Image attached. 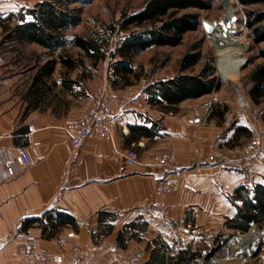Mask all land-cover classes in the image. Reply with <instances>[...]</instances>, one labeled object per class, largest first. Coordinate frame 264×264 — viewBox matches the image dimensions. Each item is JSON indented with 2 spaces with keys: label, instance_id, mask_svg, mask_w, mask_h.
Instances as JSON below:
<instances>
[{
  "label": "crops",
  "instance_id": "obj_1",
  "mask_svg": "<svg viewBox=\"0 0 264 264\" xmlns=\"http://www.w3.org/2000/svg\"><path fill=\"white\" fill-rule=\"evenodd\" d=\"M41 1L0 0V16ZM70 30L65 33L71 38ZM25 45L33 52L26 53ZM73 48L78 49L70 46L71 53ZM56 56L34 42L6 40L0 25V241L10 238L0 251V264H26L15 254L27 243L48 254L79 246L92 264H143L159 244L165 247L167 261L177 257L180 248L194 261L199 243H210L225 231L244 232L228 226L243 204L234 198V190L245 180L232 162L237 147L264 131L263 114L239 115L237 98L224 97L225 104L217 105L197 129L190 119L203 114L210 93L171 107L149 102L146 87L176 74L140 89L109 84L102 89L119 98L109 117L110 138L92 136L73 148L67 125L91 105L82 104L76 68L66 74L58 62L39 92L33 86L39 68ZM64 77L72 81L69 87ZM247 99L254 103L249 90ZM138 125L153 128L155 134L141 137L131 132ZM245 128L252 134L246 136ZM17 145L29 150L32 165L12 176L2 149ZM132 148L140 160L133 167L123 161ZM170 150L177 159L178 184L174 192L162 195L155 188L160 172L152 158ZM252 168L256 174L251 190L264 184L263 154L253 160ZM59 214L73 221H60ZM158 218L167 219L171 231ZM28 220L33 222L26 225ZM130 224L131 236L120 245L118 236Z\"/></svg>",
  "mask_w": 264,
  "mask_h": 264
},
{
  "label": "trees",
  "instance_id": "obj_2",
  "mask_svg": "<svg viewBox=\"0 0 264 264\" xmlns=\"http://www.w3.org/2000/svg\"><path fill=\"white\" fill-rule=\"evenodd\" d=\"M91 1L93 0H42L5 17L0 16V25L3 27L6 40L18 43L34 42L48 48L51 54H57L56 57L48 59L35 75L33 86L36 92H39V85L44 82V77L52 74L58 62L66 68V74L79 66V59H75L66 50L68 47H78L94 64L106 57L108 30L93 36L75 34L71 38L65 33L82 20L81 9L71 8V5ZM238 2L244 6L263 5L258 10L247 11L246 25L250 29L253 42L256 44L264 42V0H238ZM206 7H208L206 0H148L142 10L128 15L123 14L119 22V30H131L111 52V60L114 61L112 65L114 86L119 83L122 86L131 85L132 77H139L133 60L135 56L158 45L172 47L179 45L187 31L195 30L199 26L197 14L187 12L178 15L179 11ZM115 28V22L108 25L111 33H114ZM257 56L264 58V47L259 49ZM200 60L201 54L198 51L184 55L180 61L178 74L146 87L149 92V102L159 105L167 102V106L171 107L185 99L198 98L216 91L220 86L213 67H204L200 74L187 72ZM241 64L242 61L238 62L237 66ZM249 80V96L256 105H261L264 103V64L253 69ZM71 84L72 81L64 77V85L69 87ZM131 132L141 137L155 134L153 128L142 125L132 127ZM244 134L249 136L252 132L245 128ZM235 197L243 200V204L238 207L235 217L228 220V226L244 232L249 230L251 224L264 226V184H255L252 190L247 186L239 185L234 190ZM58 218L60 221H73L65 214H59ZM29 222L33 220L26 221V225ZM131 225L120 232L118 236L120 245H124L126 239L131 236L128 232V227ZM188 257L189 255L181 250L177 257H171L170 261H167L165 247L159 244L158 248L153 249L150 261L143 264H185L190 260Z\"/></svg>",
  "mask_w": 264,
  "mask_h": 264
},
{
  "label": "rangeland",
  "instance_id": "obj_3",
  "mask_svg": "<svg viewBox=\"0 0 264 264\" xmlns=\"http://www.w3.org/2000/svg\"><path fill=\"white\" fill-rule=\"evenodd\" d=\"M147 1L148 0H93L85 4L71 5V8L81 9L80 16L82 18L75 27L71 28V36L75 34L93 36L96 33H105V31L108 30L107 36L109 42L106 57L101 59L97 64H94V62L79 48H73L72 53L70 52V47L66 49L75 59H79V66L76 67L74 76L79 80L83 105H85L87 101H91L92 103L95 99V95L99 93L104 92L108 94L105 89H102L105 85H114L112 68L114 61L111 60V52L115 50L116 45L119 44L131 30H119L121 16L123 14L128 15L142 10ZM206 3L208 4L206 8H190L178 12V15L188 12L199 16V26L195 30L187 31L183 35L179 45L173 47L158 45L144 50V52L133 58L136 74L139 75V77L133 76L132 84L138 85L140 89V87L147 82H153L159 80V78L171 77L178 74L182 57L187 53L198 51L201 54V60L191 69H188L187 72L200 74L204 67H213L215 77L219 79L221 87L210 93L208 96L209 98L217 96L220 100L218 105L225 104L224 97L237 98L239 115H243L244 117L247 115L257 117L263 114L264 116V103L256 105L253 102H249L247 99L250 87L249 76L253 72V69L260 64H264V58L257 56L259 49L264 47V42L259 44L253 42L250 37V29L246 25L248 16L247 11L258 10L262 8L263 5L244 6L241 5L238 0H231V2L227 0H206ZM228 7H231L230 9L233 11L234 15L236 14L238 17L236 22L232 21L233 26L239 30V32L233 34V37L241 38L243 42H246L244 50L238 45L232 43L228 44L227 41L230 39V36L224 33L221 28L224 22L231 23L229 18H231L233 14L232 16L227 15ZM202 19L208 20L209 24L214 26L213 28L217 30L219 39L209 35L208 29L201 24ZM215 19L217 21L213 24L212 21ZM114 22L116 28L114 33H111L109 32L108 25ZM23 49L28 54L33 52L31 45H25ZM241 61V66H237V63ZM63 70L66 72L65 67H63ZM232 72H235L236 75H232ZM68 73L71 74V71ZM116 86L120 88L122 85L119 83L115 85V87ZM135 87L136 86H132L131 88L138 89ZM253 230H256L260 237V244L253 252H246V250H244L246 245L239 243V238H237V243L232 246L234 255H231L223 239L234 237L236 232L225 231L219 238L210 243H199V248L196 251V260H189V262L185 264H208V262L218 264H264V258L261 257L264 255V228L259 225H252L247 232H242L241 234L243 235L240 237L250 235ZM176 250L175 248L174 251L176 252ZM179 251H181V248Z\"/></svg>",
  "mask_w": 264,
  "mask_h": 264
},
{
  "label": "built area",
  "instance_id": "obj_4",
  "mask_svg": "<svg viewBox=\"0 0 264 264\" xmlns=\"http://www.w3.org/2000/svg\"><path fill=\"white\" fill-rule=\"evenodd\" d=\"M119 98L108 95L104 92L95 95L94 101L88 110L80 115L77 120L67 125V131L71 134L70 143L73 148L80 147L89 137L110 138L111 124L110 115L112 108L117 104ZM220 100L217 96H212L205 101V109L202 115L191 117L190 122L196 125L197 129L203 127L210 118V113L217 107ZM264 131L258 132L246 145L235 149L236 158L232 165L245 174L244 186L250 187L249 183L254 178L256 172L253 170V160L259 155H264ZM4 163L7 165L12 176H18L26 171L31 165L29 150L22 145L8 146L2 149ZM153 166L160 172L155 188L160 194H170L177 187L178 179L174 176L177 173V159L173 150L161 152L152 158ZM127 166H137L140 164L139 154L135 148L129 149L123 157ZM159 207L164 204H157ZM163 228L171 231V223L165 218H158ZM254 226V225H253ZM241 231H236L234 237L223 239L224 244L230 254L233 244L237 243V238L242 236ZM10 238L6 237L0 241V251L6 247ZM62 247L65 241L61 243ZM179 245V244H178ZM20 256L26 264H92L88 261L83 248L73 246L64 248L61 252L46 253L39 250L34 244H25L21 251L15 254ZM264 256V255H263ZM261 256L262 258H264ZM208 264H218L211 263Z\"/></svg>",
  "mask_w": 264,
  "mask_h": 264
},
{
  "label": "bare ground",
  "instance_id": "obj_5",
  "mask_svg": "<svg viewBox=\"0 0 264 264\" xmlns=\"http://www.w3.org/2000/svg\"><path fill=\"white\" fill-rule=\"evenodd\" d=\"M228 2L231 0H227ZM231 7L227 8V15L232 16V14L234 15L233 11L230 9ZM234 9V8H233ZM214 26H212V24H208V27H205L206 29H208V33L209 35L213 36L216 39H219L218 36V32L215 28H213ZM222 30L224 31V33L228 34L230 36V39H228L227 43L230 44H235L238 45L241 49L244 50V48L246 47V42H243L241 40V38H234L233 34L239 32V30L237 28H235V26H233L232 22L228 23V22H224L223 25L221 26ZM232 36V37H231ZM232 75H236L235 72H232ZM239 239V243L245 244L246 247H244V250H246V252H253L254 250H256V248L259 246V242H260V237L258 236V232L256 230H253L250 235L245 236V237H238Z\"/></svg>",
  "mask_w": 264,
  "mask_h": 264
},
{
  "label": "water",
  "instance_id": "obj_6",
  "mask_svg": "<svg viewBox=\"0 0 264 264\" xmlns=\"http://www.w3.org/2000/svg\"><path fill=\"white\" fill-rule=\"evenodd\" d=\"M230 19V21L232 22H236L237 21V19H238V17H237V15L235 14V15H233L231 18H229ZM217 20L215 19L214 21H212V23L213 24H215V22H216ZM201 24H202V26L203 27H205V24H209V21L208 20H206V19H202L201 20Z\"/></svg>",
  "mask_w": 264,
  "mask_h": 264
},
{
  "label": "snow or ice",
  "instance_id": "obj_7",
  "mask_svg": "<svg viewBox=\"0 0 264 264\" xmlns=\"http://www.w3.org/2000/svg\"><path fill=\"white\" fill-rule=\"evenodd\" d=\"M28 19H32V17H28ZM205 27H208V25H207V24H205Z\"/></svg>",
  "mask_w": 264,
  "mask_h": 264
}]
</instances>
